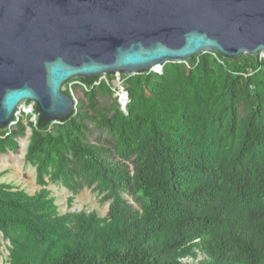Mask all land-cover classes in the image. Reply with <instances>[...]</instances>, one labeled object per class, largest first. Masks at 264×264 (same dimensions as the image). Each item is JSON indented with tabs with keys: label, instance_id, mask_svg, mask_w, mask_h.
Listing matches in <instances>:
<instances>
[{
	"label": "trees",
	"instance_id": "trees-1",
	"mask_svg": "<svg viewBox=\"0 0 264 264\" xmlns=\"http://www.w3.org/2000/svg\"><path fill=\"white\" fill-rule=\"evenodd\" d=\"M101 76L65 83L66 95L82 93L66 119L32 105L24 159L40 189L0 183L7 264H264L261 53L204 52L161 72L122 73L125 110L113 73ZM24 115L0 128L1 154L18 152ZM50 183L71 192L68 206L91 188L107 215L60 214Z\"/></svg>",
	"mask_w": 264,
	"mask_h": 264
},
{
	"label": "water",
	"instance_id": "water-1",
	"mask_svg": "<svg viewBox=\"0 0 264 264\" xmlns=\"http://www.w3.org/2000/svg\"><path fill=\"white\" fill-rule=\"evenodd\" d=\"M204 52L264 53V0H0V128L26 101L68 118L73 78L161 72Z\"/></svg>",
	"mask_w": 264,
	"mask_h": 264
},
{
	"label": "rangeland",
	"instance_id": "rangeland-1",
	"mask_svg": "<svg viewBox=\"0 0 264 264\" xmlns=\"http://www.w3.org/2000/svg\"><path fill=\"white\" fill-rule=\"evenodd\" d=\"M70 83L72 82L68 83V87L70 86ZM65 88L66 86L64 83L62 89L64 90ZM73 94L77 98L82 97L80 89H73ZM109 101L111 103L112 99ZM22 105L28 109L31 105H33V103H28L26 101L22 103L21 106ZM23 119L24 124H26V130L24 136L18 139V152H8L6 154L0 153V183H10L14 187L23 189L28 194H34L40 189V187L36 184L35 167L25 161L24 155L26 153L27 145L31 135V127L27 124V122H35V115L32 114L29 118H27V115H24ZM48 189L51 191V196L55 199V203L58 205V211L60 214L74 211L79 212L83 210L86 212L96 211L99 216L105 217L108 213L109 202L103 201L101 196H99L97 192H94L91 188H83L75 196L70 206H68V198L72 194L68 189L63 187L60 183H50ZM128 199L134 204L135 207H138L137 204L132 201L131 197H128ZM201 258V255H199L197 260H200ZM7 259V242L0 239V264H7ZM188 261L190 262L192 259L183 260V262Z\"/></svg>",
	"mask_w": 264,
	"mask_h": 264
},
{
	"label": "built area",
	"instance_id": "built-area-1",
	"mask_svg": "<svg viewBox=\"0 0 264 264\" xmlns=\"http://www.w3.org/2000/svg\"><path fill=\"white\" fill-rule=\"evenodd\" d=\"M261 57L264 58V53L263 52H261ZM113 75H114V77H113V82H114V88H113V90L115 91V96L118 98V101L121 104V108L123 110H125V108H123V107H125V105L128 102L127 91L124 89L125 79L122 78V72H115V73H113ZM102 79L105 80V81H107L106 74H103V76H101L100 81ZM76 83L77 84H80L79 82H75V81L72 82V83H70L69 89L71 90V92H72V86L74 84H76ZM72 97L74 98L75 103L77 104L76 96L73 93H72ZM21 104L18 107V109L16 110V113L14 114V117L16 118V121L19 120V117H20L21 114L27 115V114H32V112H33L32 105L28 109H26L23 105L21 106ZM16 121H13V119H12V121L10 122V124L8 126V129L11 128L16 123Z\"/></svg>",
	"mask_w": 264,
	"mask_h": 264
},
{
	"label": "bare ground",
	"instance_id": "bare-ground-1",
	"mask_svg": "<svg viewBox=\"0 0 264 264\" xmlns=\"http://www.w3.org/2000/svg\"><path fill=\"white\" fill-rule=\"evenodd\" d=\"M154 68H155V69H157L158 67H157V66H155Z\"/></svg>",
	"mask_w": 264,
	"mask_h": 264
}]
</instances>
